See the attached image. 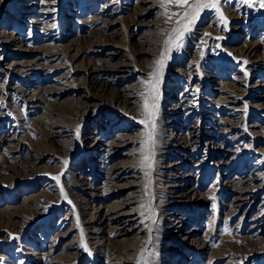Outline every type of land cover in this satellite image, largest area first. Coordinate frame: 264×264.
<instances>
[{
	"label": "rangeland",
	"instance_id": "rangeland-1",
	"mask_svg": "<svg viewBox=\"0 0 264 264\" xmlns=\"http://www.w3.org/2000/svg\"><path fill=\"white\" fill-rule=\"evenodd\" d=\"M211 1H0V264H264V4Z\"/></svg>",
	"mask_w": 264,
	"mask_h": 264
},
{
	"label": "bare ground",
	"instance_id": "bare-ground-1",
	"mask_svg": "<svg viewBox=\"0 0 264 264\" xmlns=\"http://www.w3.org/2000/svg\"><path fill=\"white\" fill-rule=\"evenodd\" d=\"M1 1V0H0ZM50 1V0H49ZM166 5L169 6V10L168 12H172V13H168L167 12V16L170 14V16L172 14H174L175 9H177L176 7V0H163ZM47 3V2H46ZM212 3H216V5L220 8L222 7L223 12L220 13V16H222L223 20L226 22L227 20H231L232 25H238L241 23H245V22H250L251 21V15H252V11L254 9H258V7H260V5L264 4V0H212L211 3L209 4L211 6ZM179 4V3H178ZM165 5V6H166ZM43 6V5H42ZM167 7V6H166ZM221 11V10H220ZM169 17V16H168ZM30 20V19H29ZM33 25L34 24H41L43 23V21L40 18H35L32 20ZM212 24V23H211ZM40 26V25H39ZM43 26V25H42ZM212 27V25H210ZM217 26V25H216ZM219 28L221 29V31L226 32L227 29H229V27L227 26V24H219ZM231 28V26H230ZM219 29V30H220ZM103 30V29H102ZM205 31L202 32V35H204L205 38H208V40L210 39L211 41V45H216L219 44L221 42V40L223 39V37H217L216 36V32H212L209 33L208 32V27H205L204 29ZM104 32V30H103ZM107 32L105 31V33H103L105 36H107L106 34ZM225 36V34H224ZM30 37V36H29ZM202 37V36H201ZM10 38V37H9ZM19 38V37H17ZM16 37H14V39H17ZM200 38V37H199ZM218 38V39H217ZM259 41H254L251 42L247 39H245V41L243 42V44L238 45L237 47L231 48L234 51H237L236 53H238L239 58L242 57V61L245 63H250L252 65H254L255 63H259L260 61H264V37L263 35H261L259 37ZM226 40V39H225ZM158 41V39H157ZM226 42V41H225ZM11 43V42H10ZM13 43V42H12ZM50 43V42H49ZM159 43V42H158ZM227 43V42H226ZM93 44V43H92ZM157 44V43H156ZM45 45V44H44ZM226 45V44H223ZM40 46V45H39ZM46 47V46H45ZM223 47V46H222ZM225 47V46H224ZM227 47V46H226ZM50 48V47H49ZM51 49V48H50ZM85 51L86 49L83 48ZM101 49V48H100ZM258 50L260 51L261 56H257V52ZM90 52V51H89ZM53 53V54H51ZM59 53L48 50V49H43L41 54H38L35 58H32L30 60H26L25 64L23 66H30L32 69L39 65L42 67L47 68L48 66H53L54 63H52V55H57ZM51 55V56H49ZM62 55L63 57L67 58V61L73 62L75 59V55H77V53H70L69 50H63L62 51ZM194 55V54H193ZM200 57V56H199ZM199 60V59H198ZM63 63V62H62ZM71 66V65H70ZM124 66V65H123ZM38 67V66H37ZM24 69V68H23ZM59 69V68H58ZM68 69V68H67ZM97 69V68H96ZM95 69V70H96ZM70 72V71H69ZM33 76V75H32ZM61 76H63L61 74ZM65 76V75H64ZM239 77V76H238ZM57 79V78H56ZM75 79V78H73ZM95 79V78H94ZM99 82V81H98ZM92 84V83H91ZM90 85V84H89ZM44 86V85H43ZM92 87V86H90ZM38 88V86H37ZM44 88V87H43ZM32 89V87H31ZM60 91V90H59ZM231 91V90H230ZM51 92V91H50ZM239 92V91H238ZM32 93V92H31ZM46 93V92H45ZM234 94V93H232ZM27 95V94H26ZM51 95V94H50ZM41 96H45L44 94H41ZM181 97V96H180ZM181 99V98H180ZM193 99V98H192ZM231 99V98H230ZM227 101H229L228 99H226ZM47 101V100H46ZM111 102H123L124 105H128V103L132 102L133 100H131V94L128 93V91H116L111 95L110 98ZM228 104V103H227ZM234 105V104H232ZM51 107V106H50ZM49 108L50 112L52 114H66V116H73L74 114L77 115V113H79V107L78 108H69L65 111L63 110H59V109H52ZM176 108V107H175ZM225 109V108H224ZM239 108H237L236 110H238ZM60 111V112H59ZM49 112V115H46L45 117H43L42 119H39L38 121H36L35 124V128L37 130V132L40 134L39 137L43 138L45 140V142L47 144H49V142L52 141V135L51 132L53 131V129L58 125L55 122H52V120L50 118H53V115H50L51 113ZM59 114V115H60ZM62 114V115H63ZM228 118V117H227ZM35 121V120H34ZM70 121V120H69ZM220 121V120H219ZM226 123V122H225ZM60 125V123H59ZM44 142V141H43ZM42 142V143H43ZM111 142V141H110ZM172 183V182H171ZM168 192V191H167ZM165 197L166 196V200L167 201V195L165 193H163ZM165 199V198H164ZM163 199V201H164ZM172 200V198H170L168 201ZM178 213H176V218H178ZM175 218V219H176ZM176 225H174L175 227ZM181 230V229H180Z\"/></svg>",
	"mask_w": 264,
	"mask_h": 264
},
{
	"label": "snow or ice",
	"instance_id": "snow-or-ice-1",
	"mask_svg": "<svg viewBox=\"0 0 264 264\" xmlns=\"http://www.w3.org/2000/svg\"><path fill=\"white\" fill-rule=\"evenodd\" d=\"M181 3H187V0H181ZM205 5L202 3V2H200V0H197V3H196V5H195V8L196 9H199L200 7H204ZM211 6L212 7H216L217 5H216V3H212L211 4ZM151 135V134H150ZM145 159H147V157H145Z\"/></svg>",
	"mask_w": 264,
	"mask_h": 264
}]
</instances>
